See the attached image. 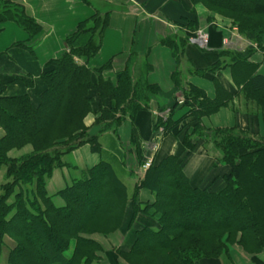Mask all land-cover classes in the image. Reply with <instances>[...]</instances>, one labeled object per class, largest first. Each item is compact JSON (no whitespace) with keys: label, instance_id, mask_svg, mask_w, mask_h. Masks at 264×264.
Listing matches in <instances>:
<instances>
[{"label":"trees","instance_id":"16d2710c","mask_svg":"<svg viewBox=\"0 0 264 264\" xmlns=\"http://www.w3.org/2000/svg\"><path fill=\"white\" fill-rule=\"evenodd\" d=\"M79 1L90 5L88 0ZM189 2L191 17L175 23L185 31L183 38L173 36L161 42L174 58L200 29L194 10L197 6L229 20L242 38L261 46L264 0ZM109 16L110 12L96 13L66 39V52L45 64L40 76L44 90L35 104L27 95L2 97L4 84L0 82V169H5V181L0 187V255L7 248L5 239L14 244L7 264H97L96 254L101 248L91 237L110 235L122 226L128 198L123 184L106 163L91 169L86 179L60 194L62 208L53 205L45 190L46 181L54 169L61 167L64 155L84 145H89L92 152L100 151L97 138L90 136L84 125L87 116L94 115L93 126L100 127L99 132L115 133L126 119L133 122L138 112L148 110L150 101L159 94L158 87L148 85L143 76L134 78L131 65L116 74L115 83L103 77L109 64L94 72L88 68L100 50ZM7 22L16 24L30 41L42 32L22 6L0 0V25ZM83 35L90 36L87 44L75 47ZM16 47L26 48L23 44ZM252 54V47L243 52L225 50L219 57L227 63L218 61L206 72L192 74L205 76L229 68L244 98L264 112V77L257 75L258 66L249 62ZM172 78L183 98L180 107L188 112L175 121L174 111L179 107L176 100L166 118L156 117L153 130H161V139H180L184 157L167 156L159 163L152 162L144 173L136 193L148 190L154 202L141 207L131 201L130 223L142 214L157 227L155 231L144 228L135 233L129 252L123 254L125 261L197 264L221 258L233 245L250 256L262 254L264 139L237 128L203 126L204 118L232 103L233 94L216 78H212L216 92L212 100L202 90L181 84L177 72ZM24 80L15 78L13 82ZM26 86L31 88L32 80ZM26 146L32 147L31 154L20 159L8 157L10 151ZM199 149L228 169L221 178L224 187L219 192L192 187L184 174L185 164Z\"/></svg>","mask_w":264,"mask_h":264},{"label":"crops","instance_id":"0c3cea01","mask_svg":"<svg viewBox=\"0 0 264 264\" xmlns=\"http://www.w3.org/2000/svg\"><path fill=\"white\" fill-rule=\"evenodd\" d=\"M11 1L22 6L26 14L41 27L42 32L34 41H30L28 35L16 24L13 23L21 31L15 30L11 22L0 25V82L4 84L1 96L12 98L27 95L35 104L37 96L44 90L40 76L45 64L59 59L67 50L66 39L76 32L80 23L89 20L96 13L92 7L79 0ZM103 1L121 8V11L110 14L107 28L102 35L100 50L88 63V68L94 72L109 64L110 68L103 72V77L115 83L116 74L131 65L134 78L143 76L148 85L158 87L159 94L150 101L148 110L138 112L133 122L126 119L115 133L99 132L100 127L93 126L94 115L87 116L84 125L89 128L88 134L97 138L100 151L92 152L89 145H84L64 155L61 158V167L54 169L50 179L46 181L45 190L53 205L62 208V192L86 179L88 172L100 163L108 164L125 188L128 198L127 211L120 229L107 236L94 235L91 238L101 248L96 254L97 264H128L123 254L129 252L135 240V233L144 228L155 231L157 227L151 218L142 214L130 223L131 201L141 207L154 202V197L148 190L140 189L136 193L145 173L141 169L143 162L151 160L159 163L170 155L180 159L184 157L180 139L177 142L170 137L161 139V130L159 133L153 130L156 117L166 118L174 102L182 97L174 85V73H178L181 84L202 90L210 100L216 96L212 78H216L228 93L233 94L232 103L228 107L202 120L207 129L237 128L251 137L264 139V112L254 102L244 98L241 90L234 84L229 68L219 70L215 74L206 73L205 76L192 74L206 72L218 61L228 62L220 60L219 53L225 51L222 48L224 38L234 39L229 20L197 6L194 10L199 28L210 36L208 49L200 50L187 43L184 48L179 49L181 52L176 59L170 49L161 42L173 36L183 38L185 31L176 27L175 23L181 18L191 17L192 6L189 0ZM89 38V35L81 36L75 47L85 46ZM239 43L242 47L238 50H243L249 44L242 37ZM18 44H23L26 48L16 47ZM29 48L33 50L32 54ZM249 62L257 65V75L264 77V37L260 47L253 46ZM15 78L32 80L33 86L28 88L25 80L13 82ZM187 112L188 109L179 106L174 111L173 119L181 120ZM1 134L0 132V136ZM32 151L31 146H26L21 150L10 151L8 157L20 159ZM227 173L225 166L218 164L201 149L188 159L184 167V174L192 187L210 188L217 192L224 187L221 178ZM4 181L5 169L1 168L0 187ZM6 241H9L8 250L12 249L14 244L8 239H5V244ZM5 262L7 263V259ZM197 264H264V252L250 256L239 246L233 245L221 258L202 260Z\"/></svg>","mask_w":264,"mask_h":264},{"label":"built area","instance_id":"2783aa9c","mask_svg":"<svg viewBox=\"0 0 264 264\" xmlns=\"http://www.w3.org/2000/svg\"><path fill=\"white\" fill-rule=\"evenodd\" d=\"M232 33L234 36L233 40H229L227 38H224L222 40V46L224 49H230V50H238L242 47V45L239 43L240 37L237 34V28H232ZM188 42L190 45L195 46L199 48L200 50H207L209 46V35L208 33L200 29L196 31L193 35H191L188 39ZM250 44H247L245 47L249 46ZM178 104H183V99H178ZM151 160H147L144 165L142 166L143 171H146L151 166Z\"/></svg>","mask_w":264,"mask_h":264},{"label":"rangeland","instance_id":"374dc122","mask_svg":"<svg viewBox=\"0 0 264 264\" xmlns=\"http://www.w3.org/2000/svg\"><path fill=\"white\" fill-rule=\"evenodd\" d=\"M89 2H90V5L88 6V7H92V9H93V11L95 12V13H106V12H110V14L111 13H113V12H118V11H121V8H118V7H116L115 5H112V4H108V3H106V2H104L103 0H88ZM260 1V0H259ZM261 1H263V0H261ZM13 24V23H12ZM11 26H13V28H15V30H19V31H21L16 25H11ZM238 35H239V33H238ZM240 36V35H239ZM241 37V36H240ZM36 43V42H35ZM62 43V46L64 45V41H62L61 42ZM33 45H36V44H33ZM256 46V45H255ZM95 129V128H94ZM97 130V129H96ZM96 135H97V133H96ZM30 148V147H29ZM31 149V148H30ZM14 155V154H13ZM15 155H17V153H15ZM116 172H117V170H116ZM118 174V173H117ZM194 217V216H193ZM196 217V216H195ZM8 242L9 241H6V246H7V248L5 249H3V251H2V255L0 256V263L1 264H7L6 262H5V259H7L6 258V256H7V254H8V248H9V245H8ZM3 256H4V258H3Z\"/></svg>","mask_w":264,"mask_h":264}]
</instances>
